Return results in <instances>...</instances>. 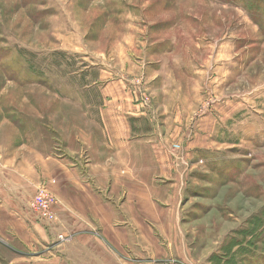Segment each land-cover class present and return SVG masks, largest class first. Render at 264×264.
<instances>
[{
    "label": "rangeland",
    "instance_id": "374dc122",
    "mask_svg": "<svg viewBox=\"0 0 264 264\" xmlns=\"http://www.w3.org/2000/svg\"><path fill=\"white\" fill-rule=\"evenodd\" d=\"M101 88L129 89L152 138L168 125L182 169L186 254L135 264H264V0H0V163L75 150ZM41 183L51 222L32 211ZM41 183L30 213L53 227ZM64 240L0 247V264H59Z\"/></svg>",
    "mask_w": 264,
    "mask_h": 264
},
{
    "label": "crops",
    "instance_id": "0c3cea01",
    "mask_svg": "<svg viewBox=\"0 0 264 264\" xmlns=\"http://www.w3.org/2000/svg\"><path fill=\"white\" fill-rule=\"evenodd\" d=\"M127 95L129 89L97 91L105 99L102 124L70 141L75 150L66 140L58 153L31 149L30 156L9 160L4 154L0 247L21 250L60 235L65 242L58 246L59 264H135L150 255L152 245L164 255L186 254L177 244L182 169L170 147L176 142H168L165 124H156L152 138L149 125H143L145 110ZM42 181H55L53 227L36 222L29 209Z\"/></svg>",
    "mask_w": 264,
    "mask_h": 264
},
{
    "label": "built area",
    "instance_id": "2783aa9c",
    "mask_svg": "<svg viewBox=\"0 0 264 264\" xmlns=\"http://www.w3.org/2000/svg\"><path fill=\"white\" fill-rule=\"evenodd\" d=\"M47 188H49L48 184L41 183L38 188L37 197L33 202L34 206L32 207V211L39 220L51 222L54 219L52 210L53 197L49 194Z\"/></svg>",
    "mask_w": 264,
    "mask_h": 264
}]
</instances>
